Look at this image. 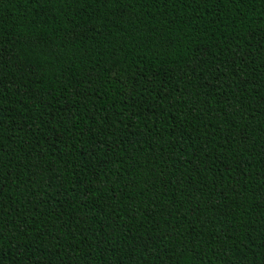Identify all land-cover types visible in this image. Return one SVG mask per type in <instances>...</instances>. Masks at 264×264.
I'll return each instance as SVG.
<instances>
[{
	"label": "trees",
	"instance_id": "trees-1",
	"mask_svg": "<svg viewBox=\"0 0 264 264\" xmlns=\"http://www.w3.org/2000/svg\"><path fill=\"white\" fill-rule=\"evenodd\" d=\"M0 264H264V0H0Z\"/></svg>",
	"mask_w": 264,
	"mask_h": 264
}]
</instances>
